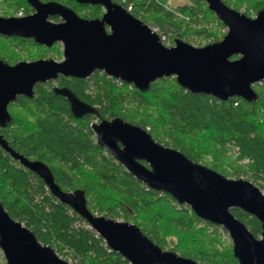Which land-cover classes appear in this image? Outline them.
<instances>
[{"label": "trees", "instance_id": "1", "mask_svg": "<svg viewBox=\"0 0 264 264\" xmlns=\"http://www.w3.org/2000/svg\"><path fill=\"white\" fill-rule=\"evenodd\" d=\"M11 1L15 10L30 8L24 0ZM159 1L168 4L167 0ZM111 2L125 8L131 5L129 13L150 28H158L159 34L168 35L170 45L176 38L191 45L196 38H212L207 45L226 33V27L203 0L170 7L180 16L154 0ZM222 2L235 11L244 8L242 13L247 17L251 11L264 9V0ZM1 7L2 17L13 15L10 7ZM101 13L100 5H90L83 15L99 17ZM41 58L61 60V44L45 47L31 38L0 34V59L5 63ZM252 89L258 96L255 102L238 97L223 101L185 90L174 77L160 78L141 91L124 82L118 86L99 70L87 78L59 76L37 83L32 97L18 96L11 102L7 106L10 121L0 127V134L13 151L44 163L63 192L83 191L90 212L133 223L160 248L197 264H238L231 242L222 237L226 232L222 227L200 219L187 205L178 204L170 195L150 189L128 174L96 143L89 123L119 117L189 160L230 179L247 180L264 191V122H257L255 117L261 92L256 86ZM68 94L96 109L97 114L76 116ZM232 147L237 148L236 156ZM0 203L11 218L23 223L38 241L66 261L69 256L73 264H129L52 195L40 177L1 146ZM230 212L255 238L259 237L261 225L256 217L238 208ZM0 264H5L1 253Z\"/></svg>", "mask_w": 264, "mask_h": 264}, {"label": "water", "instance_id": "2", "mask_svg": "<svg viewBox=\"0 0 264 264\" xmlns=\"http://www.w3.org/2000/svg\"><path fill=\"white\" fill-rule=\"evenodd\" d=\"M27 1L35 12L23 17L0 16V34L31 38L45 47L60 43L62 58L19 61L14 65L0 59V127L10 121L7 106L18 96L32 97L37 83L59 76L87 78L95 70L141 91L160 78L174 77L192 93L223 101L233 97L257 100L251 85L264 80V9L250 18L222 0H203L226 27L223 38L200 47L176 38L174 45L166 47L146 24L110 0H91L104 7L101 17L94 19L80 18L55 2ZM49 16H59L61 22L52 23ZM233 55L237 58L231 60ZM67 97L76 116L97 114L73 94ZM89 128L96 143L128 174L148 188L170 195L178 204L187 205L200 219L222 227L230 237L238 264H264V194L257 186L195 163L119 117L100 118L90 122ZM0 146L40 177L52 195L129 264H197L160 248L133 223L90 212L83 191L63 192L44 163L13 151L1 134ZM232 208L257 218L261 225L258 238L230 212ZM0 251L5 264H71L38 241L23 223L11 218L1 203Z\"/></svg>", "mask_w": 264, "mask_h": 264}, {"label": "flooded vegetation", "instance_id": "3", "mask_svg": "<svg viewBox=\"0 0 264 264\" xmlns=\"http://www.w3.org/2000/svg\"><path fill=\"white\" fill-rule=\"evenodd\" d=\"M24 1H25V4L29 5V7H30L28 10H25V8H24L25 6H21L17 10H15L14 9L15 8V5H12V1L11 0H0V2L2 3V5L4 7H10L9 8V11H11L13 14L16 11H18L20 8L23 9L21 15H19V16L12 15L14 17H23V16L31 15V14H33L35 12V10L32 7V5L27 0H24ZM38 1L40 3H49V2L58 3V4L66 7V8L71 9L78 17L83 18V19L100 18L101 15H102V13L104 12V7L102 5L97 4V3H92L91 0H38ZM90 5H100L102 7V13H101V15L99 17H92L90 14L83 15V12L86 9H88V6H90ZM9 17H11V16H9ZM48 20L50 22H52V23H59V22H61V18L59 16H49L48 17ZM106 30H107V32H109L107 26H106ZM17 62H19V61H17ZM14 64H12V65H14ZM61 94L65 95V92H61ZM66 98L68 100V97L67 96H66ZM68 102H69V106H70V101L68 100ZM95 120L98 121V119H95Z\"/></svg>", "mask_w": 264, "mask_h": 264}, {"label": "built area", "instance_id": "4", "mask_svg": "<svg viewBox=\"0 0 264 264\" xmlns=\"http://www.w3.org/2000/svg\"><path fill=\"white\" fill-rule=\"evenodd\" d=\"M156 2H158L160 5L161 2L159 0H154ZM165 9H168L169 11L173 12L174 14L178 15L177 14V10H173L172 8L168 7L166 4H163L162 5ZM132 6L131 5H127V7L124 9L127 11V12H130L132 10L131 8ZM19 15H21V13H19ZM180 16V15H178ZM251 18H254L255 16L251 14L250 16ZM149 27V26H148ZM150 28V27H149ZM154 33L157 32V29L156 28H150ZM160 40L161 42H164L166 45L168 44V41H167V38L165 35H161L160 37ZM212 40L211 39H208L207 42H211ZM110 77V76H108ZM112 78V77H110ZM114 79V78H112ZM114 82L117 83L118 86H121L123 84V81L121 80H118V79H114ZM251 86H256V88L261 92V102L258 104V107L256 109V114H255V117H256V120L257 122L259 123H263L264 122V80H259L255 83H253ZM257 99H258V96H257ZM257 101V100H256ZM231 152L234 156L237 155V148L236 147H232L231 149ZM243 163L247 162V160L245 159L244 161H242ZM263 194H264V191L260 190Z\"/></svg>", "mask_w": 264, "mask_h": 264}, {"label": "rangeland", "instance_id": "5", "mask_svg": "<svg viewBox=\"0 0 264 264\" xmlns=\"http://www.w3.org/2000/svg\"><path fill=\"white\" fill-rule=\"evenodd\" d=\"M167 2H168V4H166L168 7H175V6H178V5H183V4H189V3H191L192 2V0H167ZM1 4V6H2V3H0ZM0 6V15L2 16V14H3V8ZM243 10H244V8L243 9H240V11L239 12H243ZM22 11H23V9L22 8H20L18 11H16L13 15H15V16H19V13H22ZM251 14L252 15H254V16H256V13L255 12H252L251 11ZM251 16V15H250ZM249 16V17H250ZM251 18V17H250ZM148 26V25H147ZM153 26V25H152ZM208 39H211L212 40V38H206V39H197L196 38V41L195 42H193V44L192 45H194V46H197V44H200L201 46H203L205 43H207V41H208ZM198 47H200V46H198ZM110 120V119H109ZM93 121H96V120H93ZM231 154V153H230ZM228 178V177H227ZM222 237H223V239H225L227 242H231V240H230V237H229V235H228V233L227 232H222ZM167 250V249H166ZM0 253H1V251H0ZM1 256H2V258H3V255H2V253H1ZM61 257V256H60ZM4 259V258H3ZM66 259H67V261L69 262V263H71V264H73V261H72V259L69 257V256H66ZM4 262H5V260H4Z\"/></svg>", "mask_w": 264, "mask_h": 264}, {"label": "bare ground", "instance_id": "6", "mask_svg": "<svg viewBox=\"0 0 264 264\" xmlns=\"http://www.w3.org/2000/svg\"><path fill=\"white\" fill-rule=\"evenodd\" d=\"M242 13V12H241ZM178 14V13H177ZM179 15V14H178ZM177 15V16H178ZM152 28V27H151ZM153 28H156V27H153ZM157 29V32H155V34L158 36V37H160L161 35H165L166 36V38H167V41H168V44L166 45H164V46H166V47H170V46H172V45H170V39L168 38V35H166V34H159V31H158V28H156ZM160 39V38H159ZM161 41V40H160ZM161 43H163V42H161ZM173 45H174V43H173Z\"/></svg>", "mask_w": 264, "mask_h": 264}]
</instances>
